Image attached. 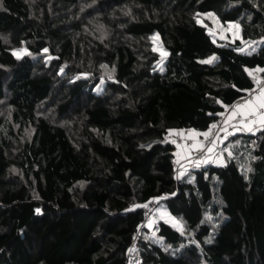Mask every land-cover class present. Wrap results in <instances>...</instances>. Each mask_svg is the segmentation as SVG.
Wrapping results in <instances>:
<instances>
[{
    "label": "trees",
    "instance_id": "1",
    "mask_svg": "<svg viewBox=\"0 0 264 264\" xmlns=\"http://www.w3.org/2000/svg\"><path fill=\"white\" fill-rule=\"evenodd\" d=\"M256 69L264 0H0V264H126L152 199L182 229L142 232L141 264H264V128L191 180L171 154Z\"/></svg>",
    "mask_w": 264,
    "mask_h": 264
},
{
    "label": "built area",
    "instance_id": "2",
    "mask_svg": "<svg viewBox=\"0 0 264 264\" xmlns=\"http://www.w3.org/2000/svg\"><path fill=\"white\" fill-rule=\"evenodd\" d=\"M253 87L244 95L223 108L215 122L205 132L178 130L172 133L173 168L176 179L189 172L202 170L209 165H220L223 162V145L234 133L257 131L254 129L259 119L264 121V106L257 107L254 113H242L241 109L264 95V75L256 69L249 73ZM253 123L247 128L241 125ZM208 133L205 137L203 134ZM212 151L209 152L208 149ZM159 201L152 199L141 207L142 219L137 231L133 234L131 245L126 253V264H141L142 260L136 252V245L142 232L152 233L154 230L153 214Z\"/></svg>",
    "mask_w": 264,
    "mask_h": 264
},
{
    "label": "rangeland",
    "instance_id": "3",
    "mask_svg": "<svg viewBox=\"0 0 264 264\" xmlns=\"http://www.w3.org/2000/svg\"><path fill=\"white\" fill-rule=\"evenodd\" d=\"M202 18H205L206 20H208L211 23V28L213 31V38L216 40L220 39V40H225V41H229L232 42L236 39L240 38V29L239 26L235 23H226V24H222L220 23L217 18L209 13V14H205L204 16H202ZM154 49L161 55L162 60L165 58V52L163 51V49L161 48L159 41L157 38L154 39ZM15 55L17 56H22L23 54L26 53L25 49H19L17 51L14 52ZM102 85L103 83L99 84V86H97L95 88L96 93L101 92L102 90ZM264 104V97L258 99L257 101L253 102V103H249V105H247L246 107H243L240 111L242 113H254L255 110L257 109L258 106ZM6 105L4 103H0V112L1 110L7 109V107H5ZM257 124L254 126L253 123H249L248 125H241L244 128H247L249 126H254V129H259V128H264V121L262 119H259L257 122ZM242 139V137H237L235 140H229L226 144V148H225V153L228 154L230 152V148L240 142ZM194 177V173H189L188 175V179L191 180ZM153 218H154V223H158V222H164L170 226L175 227L176 229H182V222L179 218L172 216L167 208H166V204L164 201H159L154 214H153Z\"/></svg>",
    "mask_w": 264,
    "mask_h": 264
},
{
    "label": "snow or ice",
    "instance_id": "4",
    "mask_svg": "<svg viewBox=\"0 0 264 264\" xmlns=\"http://www.w3.org/2000/svg\"><path fill=\"white\" fill-rule=\"evenodd\" d=\"M45 51H47V50H45ZM165 55H166V53H165ZM211 59H215V57H212ZM211 59L208 60V61H202V62H203V63H210V62H211ZM262 106H264V104H262ZM203 135H204L205 137H207V136H208V133H204ZM208 151L211 152L212 149L209 148Z\"/></svg>",
    "mask_w": 264,
    "mask_h": 264
},
{
    "label": "crops",
    "instance_id": "5",
    "mask_svg": "<svg viewBox=\"0 0 264 264\" xmlns=\"http://www.w3.org/2000/svg\"><path fill=\"white\" fill-rule=\"evenodd\" d=\"M263 97H264V95H263ZM259 129H261V128H259Z\"/></svg>",
    "mask_w": 264,
    "mask_h": 264
}]
</instances>
